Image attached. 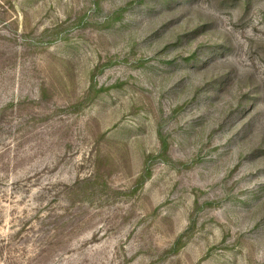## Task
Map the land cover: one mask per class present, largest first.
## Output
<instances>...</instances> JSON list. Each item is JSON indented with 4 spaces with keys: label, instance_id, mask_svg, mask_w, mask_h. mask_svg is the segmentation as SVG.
I'll return each instance as SVG.
<instances>
[{
    "label": "rangeland",
    "instance_id": "rangeland-1",
    "mask_svg": "<svg viewBox=\"0 0 264 264\" xmlns=\"http://www.w3.org/2000/svg\"><path fill=\"white\" fill-rule=\"evenodd\" d=\"M138 1L0 0V264H264V0Z\"/></svg>",
    "mask_w": 264,
    "mask_h": 264
},
{
    "label": "trees",
    "instance_id": "trees-1",
    "mask_svg": "<svg viewBox=\"0 0 264 264\" xmlns=\"http://www.w3.org/2000/svg\"><path fill=\"white\" fill-rule=\"evenodd\" d=\"M138 2H139V3H142V2H144V1H143V0H139ZM133 5H134V4H129V5H128L124 10H122V11L127 10L128 8L132 7ZM87 100H88V99H86V102H87ZM150 176H151V174H150V170H149L148 168H146L145 173H144V175L142 176L140 182H142V184L145 183L146 180H149ZM180 242H181V240H179V241L174 245L173 249L171 250L172 252L175 253V252L178 251V249L180 248V247H178L179 244H180Z\"/></svg>",
    "mask_w": 264,
    "mask_h": 264
}]
</instances>
